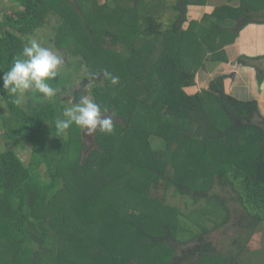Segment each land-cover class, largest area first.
I'll use <instances>...</instances> for the list:
<instances>
[{
    "label": "trees",
    "instance_id": "1",
    "mask_svg": "<svg viewBox=\"0 0 264 264\" xmlns=\"http://www.w3.org/2000/svg\"><path fill=\"white\" fill-rule=\"evenodd\" d=\"M167 1L174 2L169 3L173 13L168 22L162 20L169 8ZM13 2L0 20V75L10 69L29 37L48 26L53 30L54 43L73 59L94 72L104 73V78L106 74L119 78L117 84H112L110 77L108 82L96 80L89 88L92 99L102 112L107 109L114 124L112 134L98 129L93 133L94 148L90 155H97L95 169L106 179L90 193L94 194L93 205L105 189L121 182L118 185L125 196L132 197L130 202L128 198L125 200V209L119 211L120 231L127 246L148 242L152 258L147 264H202L206 259H217L221 264H244L241 251L255 237L256 230L264 226V100L242 99L227 86L235 84L237 68L250 66L257 88L263 90L264 54H241L230 60L226 45L235 41L247 23H264V19L252 15L259 8L244 0H239L238 5L218 4L199 19L189 20L184 29L186 5H202L206 0ZM126 19L131 25L128 30L123 28ZM200 47L206 50L203 60L197 53ZM137 51L145 57L139 69L143 75L137 73L135 65L129 66ZM184 54L195 60L189 63ZM221 63L231 64L234 67L231 73L211 74L199 87L196 71L202 68L211 72ZM140 78L144 80L136 84L134 81ZM52 82L54 87L58 85L55 79ZM206 98L217 105L225 121L222 127L210 119ZM13 101L14 97L0 90V104L4 103L8 111L0 113V137L30 149V154L24 162L15 148L4 149L0 145V255H3L0 264H96L94 249L102 247L101 244L89 234L82 238L69 234L77 226L67 216L62 220V231L66 229L67 234L60 228L70 242L65 246L67 252L50 260L52 248L45 242L48 235L55 233L50 231L52 225L45 214L57 195L81 189L73 175L86 171L89 157L69 160L72 153L84 150L81 128L73 124L65 133L57 132L55 122L66 119L63 111L67 107L59 99L43 100L28 108ZM230 136L239 144L238 148L229 146V158L225 160L222 145L220 148L218 145ZM152 137L166 143L165 159L153 147ZM132 143L137 155L129 152ZM197 145L204 156L210 149L209 161L194 154ZM244 147L254 153L243 159L241 165L231 156L240 154ZM55 159L58 166L54 169L50 161ZM69 163L73 166L66 171L64 167ZM42 165L46 166L47 174L42 173ZM160 180L171 185L174 194L191 195L192 204L201 199L217 201L210 202L219 212L213 214V225L209 224L213 218L207 211L196 212L200 205L197 204L192 212L198 215L195 223L200 230L195 228L188 233L174 215V206L171 210L149 196ZM218 184L229 185L228 197L211 193ZM83 198L78 207H91L88 198ZM78 207L72 211L80 216L82 210ZM232 208L237 211L230 214ZM238 214L247 221L243 224L238 221L239 227L229 234L230 249L216 253L206 234L230 224L231 215ZM83 241H87L86 247ZM176 244L187 245L178 252Z\"/></svg>",
    "mask_w": 264,
    "mask_h": 264
},
{
    "label": "rangeland",
    "instance_id": "2",
    "mask_svg": "<svg viewBox=\"0 0 264 264\" xmlns=\"http://www.w3.org/2000/svg\"><path fill=\"white\" fill-rule=\"evenodd\" d=\"M101 2L103 0H100ZM175 1V0H174ZM236 5L239 4V0H233ZM246 1L250 6L254 8H259L258 11L253 12V16L259 19H264V0H244ZM169 3H172L173 1L169 2L168 4V13L164 14L162 17L163 21L169 20L171 18V14L173 13V10L170 8ZM14 5L13 0H0V20L2 19L3 12L7 10L9 7H12ZM129 20L126 19L123 28L125 30H128L131 25L128 22ZM254 24H264L263 22H252ZM233 25V23H232ZM235 25V24H234ZM165 26V24H164ZM244 27V26H243ZM114 29H120L117 27H114ZM242 29V28H241ZM35 39L38 42L42 44V46L49 48L51 51H53L55 54L59 55L63 61L64 66L62 70L59 72L58 76L55 78L56 83H58L55 88L57 89L56 95L52 98L54 100L59 99L62 103H64L67 107H71L74 101H78L81 97H91L89 94V88L96 80H100V83L105 82V80L109 81V76L106 74L104 78V73H100L94 71L87 67L84 63H79L78 59H73L71 55L67 54L66 51L59 47L57 44L53 41V30L49 28L48 26L41 28L38 30L35 35H32L29 37V41ZM143 41V40H142ZM180 47H184L182 44H179ZM177 50V48H175ZM184 48L180 49L183 50ZM241 49H247L242 47ZM178 50V51H180ZM185 52V50H183ZM198 55L202 56L201 60L204 59L206 56V50L203 47L198 48ZM188 54V53H187ZM246 53H243L242 55H245ZM264 54V53H263ZM262 54V55H263ZM186 56V54H184ZM259 56V55H256ZM143 53H139L137 51L133 58H130L133 62L129 63V66L135 65V70L137 73H140L139 69H141V63L144 60ZM187 58V56H186ZM187 60L192 62L193 59L187 58ZM144 71V70H143ZM142 75L144 74L141 72ZM140 73V74H141ZM149 75V74H148ZM150 76V75H149ZM104 79V80H103ZM84 80L85 86H81L83 84ZM144 80V79H143ZM141 78L140 80H135L134 82L136 84H140L141 81H143ZM107 81V82H108ZM127 82H132L127 80ZM53 84V82L51 81ZM77 94V95H76ZM36 93H26L19 101L20 105L28 108L33 107L37 103L48 100L52 98H45L43 100L37 99ZM42 95V94H39ZM76 96V97H75ZM78 96V97H77ZM92 98V97H91ZM209 99L206 98V106L208 109V113L210 115V119L214 124H217L218 126L222 127L224 125V119L220 116L219 110L217 108V105L212 103ZM0 113L7 114V108L4 103L0 104ZM106 112L105 114H107ZM227 122V120H226ZM226 125H229V122L226 123ZM83 132L84 137V150L81 152H75L72 153L69 157V160H75L77 157L82 156V159H85L86 157H89L88 163H86V171L84 173H81L80 171L78 173H73L74 177L76 178L79 187L81 189L71 191L68 190V192H60L54 202L52 203L50 209L47 210L46 218L50 221L52 225V229L50 231L55 230L54 235H48L47 239L45 240L46 245L50 248H52V251L49 254L50 260H54L57 256L63 255L65 252H67L66 245H68L70 242H67L64 238L63 234H65L67 231L66 229L62 231L63 224L62 220L63 217L67 216L68 221H70L72 224H75L77 227L75 231H69V234L75 235L77 238H82L84 234H89L90 236H93L98 240V242L101 244L102 247L95 248L94 251H97V263L96 264H147L150 262V257L152 258V249L149 247L148 242L139 243L136 245L127 246L126 242L124 241V238L121 235L120 231V223L122 222V217L119 213V211H123L125 209L126 199L128 198V202L132 199V197H126L121 188L118 184H121V182L116 183L115 185H111L108 188L105 189L103 195L97 198L96 202L92 205L93 200V193H90L93 189H96L97 187L102 185L103 178L105 177L101 176L95 169L96 165V156L90 155L92 149L94 148L93 144V133H88L86 129H81ZM3 138L0 137V145L3 146L4 149L9 148H15L16 152L19 154L21 159L24 162H27L29 159L30 149L21 146V145H15L13 143H10L9 141L2 140ZM151 142L153 147L155 148L156 152L161 155L158 156L160 158L165 159V153H166V143L162 139H159L157 137H152ZM238 140L230 136L228 139H225L222 141L221 144L218 145L220 148L222 145V156L227 160L229 158V152L228 148L229 146H233L235 148H238ZM199 145L195 146L194 148V154L197 155V157H203V159L206 161H209V157H207V154L210 152V149L207 150L205 156L200 154V148ZM129 152L131 154L137 155V150L135 148V145L132 143V145L129 148ZM241 152L238 155H232L231 158L239 163L243 164V159H248L249 156L253 155V151H250L248 147H244L240 149ZM217 151V148L215 147V152ZM90 155V156H89ZM167 155V154H166ZM139 160H142L141 157H139ZM222 160V159H221ZM70 165H66L64 169L66 171H70L71 167L73 166V163H69ZM50 166L52 168H56L58 166V161L51 160ZM41 171L43 174H47V168L45 165L41 166ZM99 180V181H98ZM218 183V182H217ZM67 187V186H66ZM227 186H221L217 185L215 187V191H211V193H222V196L228 197V193H230V188ZM68 188V187H67ZM173 187L171 185H166L164 180H160L157 188H152L150 192V197L157 198L160 201L164 203V205H168L171 210H174L172 207L174 206L176 208L174 215L178 216L180 224L185 226L184 228L187 229V232L189 233L192 229H199L196 225L195 219L197 218V214L192 212L195 205H198L196 212L199 209H204L207 211L208 216L210 218H213V220L209 221L210 225H213L214 223V217L213 214H218L219 212L217 209L213 206L212 203H216L215 201H208L206 202L204 199L199 200L196 204H192L193 199L191 195L186 194H174L173 193ZM89 192V194H87ZM232 193V191H231ZM234 194V192H233ZM237 194V193H236ZM84 197L88 198V203L91 207L89 208H81L78 207L79 201H84ZM91 196V198H90ZM205 201V202H204ZM203 205V206H202ZM73 207L81 208L82 212L81 215H75L72 211ZM237 209L232 208V212L230 214L235 213ZM190 214V217L188 218ZM71 219H70V218ZM231 223L225 225V226H219L210 231L208 234H206V238L212 241L215 245L216 253L218 252H225L230 249V245L232 242L230 241L229 234L236 230L235 228L238 226V221H240L241 224L247 221V218H242L241 214H238L237 216L233 217L231 215ZM68 223V222H67ZM234 224L236 226H234ZM60 228L61 232L60 233ZM68 229V228H67ZM200 230V229H199ZM71 232V233H70ZM67 234V233H66ZM123 234V233H122ZM187 234V233H186ZM239 234V233H238ZM124 235V234H123ZM191 235V234H190ZM235 235V233H234ZM232 235V236H234ZM242 236V234H239ZM255 237H252V240L247 242V245L245 248L241 251V258L242 262L244 264H264V226H261L258 230L255 232ZM85 247L87 246V241L82 242ZM187 245V244H186ZM186 245L176 244V250L179 252L181 249L185 248ZM82 250H85L84 246ZM95 247V246H94ZM241 248V244L237 245V253L239 251L238 248ZM91 248V247H90ZM90 248H87L88 251H90ZM93 248V247H92ZM91 248V249H92ZM72 250V247L70 251ZM245 252V253H243ZM237 256V255H235ZM3 255H0V260L2 259ZM240 261V260H239ZM202 264H221L220 260L217 259H206L202 262Z\"/></svg>",
    "mask_w": 264,
    "mask_h": 264
},
{
    "label": "clouds",
    "instance_id": "3",
    "mask_svg": "<svg viewBox=\"0 0 264 264\" xmlns=\"http://www.w3.org/2000/svg\"><path fill=\"white\" fill-rule=\"evenodd\" d=\"M63 66L64 61L59 55L32 39L22 48L10 69L0 75V90L14 97V103H19L26 93H36V98L40 100L52 98L57 89L51 81L58 76ZM107 75L112 84L119 82L118 77ZM106 112L107 109L102 112L100 105L91 97H81L71 107L64 109L63 115L66 119H58L55 127L59 134L65 133L73 124L86 129L88 133L98 129L102 133L112 134L113 116L106 115Z\"/></svg>",
    "mask_w": 264,
    "mask_h": 264
},
{
    "label": "crops",
    "instance_id": "4",
    "mask_svg": "<svg viewBox=\"0 0 264 264\" xmlns=\"http://www.w3.org/2000/svg\"><path fill=\"white\" fill-rule=\"evenodd\" d=\"M223 3L236 5L233 0L230 2H228V0H206L205 4L202 5H186V19L182 23V28L185 29L187 27L189 20L199 19L204 13L210 12L215 5ZM168 12L169 11L166 10L164 14H167ZM242 47L247 49H241ZM226 51L230 60H234L243 53H246L245 55L247 56L262 55L264 53V24H254L252 22L247 23L239 31L235 41L232 44L226 45ZM233 68L234 67L228 63L219 64L211 72H206L200 68L196 71L198 86L202 87L211 74L231 73ZM237 69L235 81V84L237 85L230 84L227 86V89L242 99H251L255 97L259 100H264V83L262 84L263 90H259L254 80V69L250 66H242Z\"/></svg>",
    "mask_w": 264,
    "mask_h": 264
},
{
    "label": "flooded vegetation",
    "instance_id": "5",
    "mask_svg": "<svg viewBox=\"0 0 264 264\" xmlns=\"http://www.w3.org/2000/svg\"><path fill=\"white\" fill-rule=\"evenodd\" d=\"M94 73H95V72H94ZM85 81H86V80L83 81L84 83L81 84V86H82V85L85 86V83H86ZM76 95H77V94H76ZM75 97H76V96H75ZM77 97H78V96H77ZM106 115H111V114H110V113H107Z\"/></svg>",
    "mask_w": 264,
    "mask_h": 264
}]
</instances>
